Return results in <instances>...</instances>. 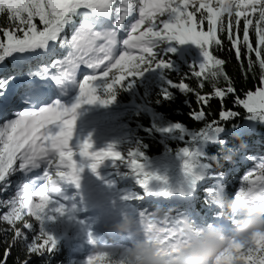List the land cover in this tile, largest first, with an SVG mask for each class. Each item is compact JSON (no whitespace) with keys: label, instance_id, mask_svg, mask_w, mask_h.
Returning <instances> with one entry per match:
<instances>
[{"label":"snow or ice","instance_id":"snow-or-ice-1","mask_svg":"<svg viewBox=\"0 0 264 264\" xmlns=\"http://www.w3.org/2000/svg\"><path fill=\"white\" fill-rule=\"evenodd\" d=\"M116 4L117 0H0V15L7 13L8 19L17 24L13 30L0 28L3 36L6 37V40L0 41V62L14 54L35 53L37 50L48 52L50 44L55 45L58 42L61 48L70 49L63 61H55L51 65L53 68L60 65L64 69L59 75L53 77L64 94H67V84H76L74 76L67 68L74 70L83 63L95 69L105 61L109 62L107 69L101 75H86L83 81L79 82L77 101L71 107H66L61 99L50 100L47 94L29 86L24 91L23 103L31 107L23 111H14L4 103L5 99L10 98L8 85L13 77L0 79V118L3 119V123H0V145H2L0 147V187L7 188L8 177L18 170L26 174L40 168L41 164L51 167L54 162L57 169L55 176L60 181L67 180L78 187L79 173L82 169L75 162L67 163L72 161L74 155L69 142L74 137L77 108L81 104H93L97 101L110 103L114 97L101 100L97 95L96 82L103 80L108 91L112 92L114 86H122L127 78L141 76L152 69L153 61L157 56L154 49L162 42L168 45L172 43L183 45L190 42L198 46L202 50L204 62L198 66L199 70H194L192 74L200 80L201 89L204 87L203 81L208 76L214 79L223 76L228 81V86L224 89L214 88L215 97L221 99L227 94L235 93L236 90L222 70L224 61L215 58L209 51V46L213 43L221 45L222 41L218 38V33L226 30L239 59V46L243 43L248 53H255L262 75L259 80L260 86L255 90L247 91L245 98L237 96L235 103L250 114L247 117L248 120L264 122V0H138V3L137 0H119V6L114 8ZM137 7L138 19L130 25H125V20L137 10ZM190 7L194 10L190 11ZM196 13H200L199 20ZM113 14L114 24L109 25L105 20H101L106 18L107 21H111ZM225 14L228 17L227 25L224 22ZM165 16L166 19L158 20L159 17ZM77 17H80L78 25L75 19ZM37 18L42 28H38L35 23ZM205 21H207V30H204ZM241 21H243L242 40L239 35ZM69 27L72 29L70 39L67 35H62ZM252 27L256 35L255 47L250 42L249 31ZM121 30H127V38L122 41L125 48L137 49L139 55H133L128 50L116 55L117 37ZM18 32L22 35H18ZM167 51L171 52L174 49L168 47ZM145 64L148 67H143ZM65 65L67 68H64ZM155 68L167 69L169 64L161 59L155 63ZM113 69H116L119 75H113L111 82H108L107 78ZM42 71L47 73L48 67L44 66ZM30 75L36 76L40 73L32 72ZM167 83L182 91H191L185 83L177 85L170 80ZM163 93L164 99L171 98V93L167 89H164ZM210 98V96L197 94L198 103L203 101L207 104ZM191 116L196 121H202L205 119V112L201 109L192 112ZM237 116L238 113L232 110L221 111L219 121H228ZM219 121L213 120L198 131H193L191 143L197 146L181 149L185 158L186 172L192 173L197 165L201 168L199 175H193L194 187L199 181L205 179L206 170L211 167L208 163H201V157L205 156L204 143L212 141L222 146L227 143L224 139H218L219 135L225 131ZM233 127L235 129L239 126ZM173 128L182 132L185 126L177 123L172 127L164 128L163 131L171 132ZM237 135L242 134L237 133ZM78 149L79 155L90 162L89 167L93 171L105 159H111L114 162L124 159L121 152L114 150L111 145L104 150H92L93 145L90 140L83 141ZM229 151L234 154V150L229 149ZM127 155L131 158L129 166L132 173L138 177L141 186L146 185L153 177L145 172L144 163L140 162L143 159V153L135 150L129 151ZM210 159L216 160L217 156L212 155ZM248 159L254 158L248 157ZM17 161H19L18 168L14 167ZM61 165H65L70 170H61ZM44 177L52 185L51 191L61 195L62 189L57 186L58 181L53 179L47 170L44 172ZM218 177L223 179L224 173H219ZM242 182L234 198L228 196L227 186L224 183H217L214 188L207 189L212 198L211 202L216 204L217 199L227 197L239 201L249 212L258 211L264 214V162L255 164L252 170L247 171L242 177ZM44 193L45 188L40 187L35 192V196L40 198V203L33 204L29 183H22L17 192V199L10 201L12 205L10 213L3 219L11 224L19 220L21 211L27 208L28 212L40 222V233L46 237L44 244H50L49 251H51L55 249L56 241L53 236L43 230L41 225L45 219L53 218L52 213L64 214L65 206L63 203H53ZM163 195L168 197L171 193L164 190ZM133 198L138 197H126V199ZM49 205L51 209L46 211ZM139 216L142 235L150 237L153 233H158L159 230L154 221L145 219L144 211L139 212ZM213 219L217 222L224 221L223 212L216 213ZM236 219L234 213L227 216V220L232 224ZM26 227L32 229L33 225L27 224ZM16 235L20 237L23 234L17 231ZM187 239L182 228H178L169 230L163 238L158 235L156 243L170 249L184 244ZM27 247L29 252L39 254L42 246L38 247L36 243H31ZM7 254L6 252L5 256ZM24 264H27V261ZM87 264H115V262L110 261L106 252H101L96 256H90ZM121 264H124V261ZM213 264H264V231L254 233L246 242L230 240L215 256Z\"/></svg>","mask_w":264,"mask_h":264},{"label":"trees","instance_id":"trees-1","mask_svg":"<svg viewBox=\"0 0 264 264\" xmlns=\"http://www.w3.org/2000/svg\"><path fill=\"white\" fill-rule=\"evenodd\" d=\"M192 9L191 11H193ZM197 20L200 19V13H196ZM76 23L80 22V17L75 18ZM234 19V17H233ZM253 19H255L253 17ZM224 22L227 25L228 17L224 15ZM38 28L43 26L39 19L35 20ZM17 24L8 19V14L0 15V28L13 30ZM71 27L66 28V31H71ZM204 30H207V21L204 23ZM234 34L236 29H233ZM22 35V33H17ZM239 35L242 40L243 21L239 28ZM250 42L255 47L256 35L254 27L249 31ZM218 38L222 41L221 45L212 44L209 46L211 54L224 61L221 66L223 72L229 78L232 86L235 88V93L227 94L223 99L215 97L214 88L219 87L224 89L228 86L223 76L212 78L208 76L203 81L204 87H199L200 80L193 76L194 70H199L198 66L204 62L202 50L194 45V48L189 47L184 59L180 60L176 55V44L170 47L174 49L171 52H160L153 61L152 66L159 60H166L169 64L167 69H156L151 75L142 74L139 77H129L123 85L114 86V90L109 92L104 81L97 87V95L101 100L111 99L110 103H101L97 101L95 105L100 112L113 113V125H118L121 130L127 131L132 136L135 150L143 153L144 165L159 156H167L172 159L177 165L185 166V158L181 152L184 147L194 148L197 145L192 144L193 131H198L208 122L213 120L219 121L221 111L232 110L238 113V116L231 118L228 121H219L220 126L224 127L225 131L219 135L218 139L227 141L226 145L222 146L219 143L212 141L205 142L203 150L205 156L201 157V163H208L211 167L206 170L211 174L218 176L219 173H224V184L227 186L226 191L231 197L235 190H239L243 182L240 179L247 173L248 170L254 168L250 159L246 158L247 148L257 146L262 149L264 143V122L250 121L247 117L250 115L246 109L235 103L237 96L245 98V93L249 90H255L260 86L259 80L262 75V70L258 65L255 53H248L246 46L240 44V58L237 59L236 50L233 48L228 33L225 30L218 33ZM6 40L3 32L0 31V41ZM57 48L52 47L48 52L44 53L42 59L47 56L48 62L51 58L57 56ZM35 62H38L36 60ZM41 67V66H40ZM143 67H146L143 65ZM196 67L195 69H193ZM28 61L20 58L16 54L12 57H7L3 62H0V79L13 77L17 72H23L22 75L28 74ZM42 70V69H41ZM49 71V70H48ZM113 75H117L114 71L107 79L111 82ZM172 81L174 84L185 83L191 91H182L178 87H171L167 82ZM167 89L171 93V98L164 99L163 90ZM197 94L210 96L207 104L203 101H197ZM203 109L205 119L196 121L192 118L191 113ZM185 126L181 132L175 128L171 132L163 131L164 128L172 127L175 124ZM234 125L239 127L234 129ZM241 133L242 135H237ZM246 145V146H242ZM229 149L234 150L233 159L231 162H225L223 155L229 152ZM264 149H262L263 151ZM264 154V152H262ZM216 155L217 159L212 160L210 157ZM108 165V163H107ZM200 173L199 165L194 167ZM120 177H130V183L121 182L116 186L119 191H125V195L133 194L137 199L142 198L141 191L146 189V185L141 186L139 179L135 174L130 172H120ZM214 188L212 186H204L200 191H196L192 202L186 205H179L172 202L171 198L161 196L160 190L155 191L153 196L148 200V203L141 205L139 208L130 206L134 212L144 211L145 219L164 221L163 226L168 227L173 224L182 225L183 221L193 223L198 227H206L208 223L215 220L213 217L216 213L225 212L216 204L211 202V197L207 189ZM17 190H14L13 195L4 194L0 196V211L7 215L11 211L10 201L17 199ZM128 205V204H126ZM17 207L19 204L17 203ZM24 209L21 211V216ZM183 220V221H182ZM182 221V222H181ZM1 240V238H0ZM1 243V241H0ZM66 247V246H64ZM56 247L52 253L44 258H35L27 264H70L74 259V254L71 252L69 245L67 248ZM111 262L121 264L124 258L118 255V252L109 250L106 252ZM0 264H20L12 256L7 258L0 254ZM76 264V263H74Z\"/></svg>","mask_w":264,"mask_h":264},{"label":"rangeland","instance_id":"rangeland-1","mask_svg":"<svg viewBox=\"0 0 264 264\" xmlns=\"http://www.w3.org/2000/svg\"><path fill=\"white\" fill-rule=\"evenodd\" d=\"M119 1V0H118ZM138 3V0H137ZM189 10L191 11L192 8L190 7ZM167 17H159L158 20L166 19ZM19 33V32H18ZM69 32L65 30V33L62 35H67L69 37ZM59 45V43L57 42ZM176 44L178 47L176 49V55L179 57L180 60L184 59L185 54L187 52L188 45H193L192 43L187 44H179V43H172ZM170 44V45H172ZM167 43H160L155 49L154 52L160 54V52H166L167 48L170 47ZM65 53L63 54L64 57L67 56V53L70 49L67 47L63 48ZM122 51H120L121 53ZM133 55H139V50L134 49L131 52ZM156 56V57H157ZM146 67H148L147 64H145ZM59 68V67H58ZM155 67L152 66V69H149L148 71L144 73H149L154 70ZM117 72V75H119V72ZM110 74V73H109ZM112 79V78H111ZM103 80H98L96 82V85L100 84ZM78 91V90H77ZM77 93V92H76ZM78 94L74 95V100L70 105L66 104V107H71L74 103L77 101ZM8 114V113H7ZM6 114V115H7ZM114 116L113 113H106V112H100L98 108L93 104H81L79 108L76 110V121H75V128H74V137L73 140L69 142V146L72 147V151L74 153L73 157H76L79 161L83 163H89L87 158L81 157L79 155V145L85 141L90 140L94 151L104 150L107 149L110 145L114 147V150L120 151L122 156L124 157L123 160L120 161H112L111 159H105L107 160V167H104L102 163L98 166V168L93 171L95 172L96 178L95 182L96 184L99 183V180H103V185L101 187L102 196L107 198V201L114 204L122 214H130L133 217L136 218V222L141 224V219L138 217V214H132L129 212V209L127 207H123L121 205V202H126L127 204L134 205V207L139 208L141 205H145L148 203V200L151 198L149 196H153L155 193L156 187L153 183V179L149 180L146 186V189L144 191H141L142 198L137 199H126V197H135L133 194L130 196L125 195V191L121 190L122 192L117 191L115 189V186L120 185L121 182L124 183H131L132 180L129 179L130 177H120L119 173L124 172H130L131 167L129 166V160L131 159L128 157L127 153L129 151H135V146L133 143L132 136L127 133L126 129L121 130L118 125H113V122L116 121V118L114 120L112 119ZM0 123H3V119L0 118ZM118 142V143H115ZM118 144V145H116ZM262 149H264V143L262 145ZM2 147V145H0ZM257 146L247 148L246 151L248 152L246 155V158L253 157L254 159H250L252 163H261L264 162V150L262 151ZM157 164L152 162L150 165L145 166L144 169L145 172L150 173L152 175L153 165ZM17 165V164H16ZM14 165L15 167H17ZM18 168V167H17ZM28 173L20 172L19 170L12 174V176L18 175L16 181L11 182V175L7 179V188L0 187V196L4 197V194L13 195L14 190H19V186L22 183H29L30 189H31V195L33 197V204L40 203V198L35 196V192L39 190V184L37 186H34L36 181L38 180V177L29 175ZM29 178L28 182L25 181L26 178ZM153 177V176H152ZM44 182L43 186L45 188L44 195L48 196L49 199L53 203H63L65 206V212L64 214L59 213H52L53 218L52 219H45L42 223L43 230L48 233L49 235L53 236L56 241V247H64L67 248V245L70 246V248L74 244V249H71V252L74 254H77L78 256H73L74 259L72 260V263L70 264H86L89 257L86 256V252L90 251L91 246L85 242L86 240V234L83 231L81 225L77 223L76 218L81 215V211L84 207L83 202L79 200L75 205L70 203L63 202L60 198L53 197L49 195V192L47 191V181L44 177V172L41 173L40 177ZM14 179V178H13ZM210 179V183H221L223 179L218 178L216 175H211L210 177L206 178ZM242 180V178L240 179ZM221 181V182H220ZM213 185V184H212ZM237 192V191H236ZM234 198V197H232ZM19 204V203H18ZM58 206V204H57ZM51 205L46 207V211H50ZM118 214V215H122ZM4 213L0 211V254L4 257L12 256L14 259L18 260L20 264H24L25 261L27 263L35 258H44L47 257L52 253V250L49 251V248L51 247L50 244L45 245L44 240L46 237L42 236L40 233V222L36 220L35 216L31 215L27 208H24V213L22 214L21 218L19 220L13 221V223L9 224L7 221L3 219ZM147 220V219H146ZM156 225V228L159 230L158 234L163 238V236L168 234L169 230L172 229H178L183 228L184 225L187 222L183 223V226L177 225V226H169L167 228L163 227L164 221L161 222V220L158 219V221L154 222ZM27 224L33 225L32 229H28L26 227ZM17 231L21 232L23 235L20 237H17L16 233ZM36 243L37 246L40 247L39 254L37 253H31L28 251V244ZM87 247V248H86ZM90 247V248H89ZM113 248V247H112ZM117 248L115 247L114 251H116ZM118 255L124 258V253L126 252L124 249H118ZM8 253L7 256H5V253ZM92 256V255H90Z\"/></svg>","mask_w":264,"mask_h":264},{"label":"clouds","instance_id":"clouds-1","mask_svg":"<svg viewBox=\"0 0 264 264\" xmlns=\"http://www.w3.org/2000/svg\"><path fill=\"white\" fill-rule=\"evenodd\" d=\"M232 159L231 151L223 155L225 162H231ZM216 205L226 210L224 215H236L231 235L218 223H209L200 228L193 223H186L182 232L188 238L187 241L170 249L156 243L158 233L150 237L142 235L136 228V218L123 214L121 221L114 225L115 229L136 237L124 253V264H213L215 256L230 240L246 242L254 233L264 231V214L249 212L239 201L227 197L217 199Z\"/></svg>","mask_w":264,"mask_h":264},{"label":"bare ground","instance_id":"bare-ground-1","mask_svg":"<svg viewBox=\"0 0 264 264\" xmlns=\"http://www.w3.org/2000/svg\"><path fill=\"white\" fill-rule=\"evenodd\" d=\"M132 50V49H131ZM80 65H84L83 63H81ZM19 85H21V82L20 81H18L17 79H12L11 81H10V83H9V85H8V91H9V94H10V98L9 99H6V105L8 106V108H10V109H14V108H16V107H18L19 106V101H18V97H17V89H18V87H19ZM43 85H46V86H48L49 88H51L48 84H47V82L46 81H44V83H43ZM32 86L33 87H35L36 88V90L37 91H39V89L38 88H40L42 85L41 84H38V83H36V82H34L33 84H32ZM72 88H74V87H72ZM76 90V89H75ZM65 95V98H67V97H69L70 96V93H69V91H67V94H64ZM116 145H118V144H116ZM73 159L75 160L76 159V157H73ZM18 164H19V161H17V167H18ZM15 167V166H14ZM45 170V167H43V165L41 164V167L40 168H38V169H33L32 171H30V173H29V175H33V176H38V180L36 181V183L34 184V186H37L39 183V188L40 187H42L43 186V180H41V172H43ZM11 182H14V181H16V179H17V177H18V175H15V176H12V174H11ZM9 177V178H10ZM14 178V179H13ZM28 180H29V178H28V176H27V178H26V180L25 181H27L28 182ZM88 208L87 207H85V208H83L82 209V211H81V215H82V217H87L88 215H89V211L87 210ZM107 211H108V214H113V213H111L110 211H109V209L108 210H104V209H102L101 210V212L104 214V215H107L106 213H107ZM102 214V215H103ZM114 215V214H113ZM121 219L122 218H120V216L119 217H113L112 219H109V220H107L108 221V223L109 224H112V225H115V224H117V223H119L120 221H121ZM115 228V227H114ZM126 233H122V232H116V234L115 235H113L112 237L113 238H115V237H117V238H122V241L123 240H125V238H126ZM74 245V244H73ZM87 248V247H86ZM90 248V247H89Z\"/></svg>","mask_w":264,"mask_h":264}]
</instances>
